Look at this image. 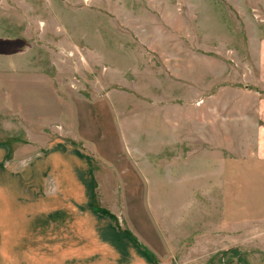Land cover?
Instances as JSON below:
<instances>
[{"label": "rangeland", "instance_id": "obj_1", "mask_svg": "<svg viewBox=\"0 0 264 264\" xmlns=\"http://www.w3.org/2000/svg\"><path fill=\"white\" fill-rule=\"evenodd\" d=\"M71 157L153 264H264V0H0V201ZM65 256L0 238V264Z\"/></svg>", "mask_w": 264, "mask_h": 264}, {"label": "crops", "instance_id": "obj_2", "mask_svg": "<svg viewBox=\"0 0 264 264\" xmlns=\"http://www.w3.org/2000/svg\"><path fill=\"white\" fill-rule=\"evenodd\" d=\"M191 156L182 157L183 161ZM82 166L81 160L74 161L71 157L68 165H62L60 170L57 168L55 176L61 180V185L52 197L47 196L40 180L36 184L33 181V186L15 187L17 190H12H16L14 196H24L19 199L24 200L25 205L0 201V238L48 240L53 243L56 253L59 250L66 255L65 264H102L106 258H111L112 264H153L148 255L155 257L149 248L147 251L143 247L142 239L136 237L129 225H124V221L118 225L103 213V209L102 212L97 210L93 179L87 172L88 163L84 171ZM120 191L114 193L120 194ZM199 235L178 238L176 252L184 251L189 247L188 243L199 241L196 238Z\"/></svg>", "mask_w": 264, "mask_h": 264}]
</instances>
